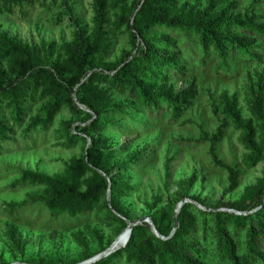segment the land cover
Here are the masks:
<instances>
[{
    "label": "rangeland",
    "instance_id": "rangeland-1",
    "mask_svg": "<svg viewBox=\"0 0 264 264\" xmlns=\"http://www.w3.org/2000/svg\"><path fill=\"white\" fill-rule=\"evenodd\" d=\"M138 1L142 0H131L129 4L132 6ZM209 1L179 0V7L186 5L204 10ZM93 2L69 0L74 13L72 16L63 14L60 23H56V19L65 11L60 0H39L33 7H16L11 15L3 11L0 2V34L40 49L54 44L53 56L46 65L51 68L62 56L61 46L72 42L78 29L88 34L92 32ZM222 10L231 17L246 15L250 10L264 17V0H241L234 10L228 3ZM120 15L119 8L111 4L110 62L120 60L124 54L140 53L143 48L140 44L135 50L127 27L118 29ZM165 36V32L153 35L157 39ZM178 46L181 59L189 65V74L184 78L170 77L166 82L152 79L150 84L156 93L170 88L179 93L191 85L196 86L198 94L193 107L178 121L172 120L166 108L152 115L146 113L129 93L110 89L107 84L102 87L109 89L115 103L124 108L125 117L109 119L110 125L96 134H84L91 127L88 111L74 114L64 107L46 123L44 109L48 100H42L39 94L28 97L22 104L25 113L21 122L15 120L12 108L2 106L0 122L6 132L4 137L0 132V264H84L97 258L103 262L117 254L119 250L112 247L127 229L126 224L115 218L113 204H118L124 212L127 225L146 220L144 224L153 232L147 220L160 219L164 213L175 217L185 200L193 203L191 213L196 227L191 241L204 253V262L229 264L219 249L216 217L201 213L231 211L230 206L240 201L246 189L263 178L264 162L254 168L246 167L249 152L242 143V133L234 126L225 130V137L218 144L207 140L204 134L211 138L221 127L224 117L215 110L225 93L237 95L243 119L253 120L252 94L257 76L264 74V45L258 44L263 50L258 62L249 64L236 60L230 65L232 71H227L218 60L204 63L202 51L193 37L180 38ZM2 63L7 68V62ZM164 83L166 89L162 88ZM255 125L260 129V123L255 121ZM67 126L72 127L73 135L82 134V139L75 140L73 145L66 133ZM92 137L104 140L106 147L114 150L112 165L116 169L110 177L124 188L121 195L116 200L106 195L88 216L76 219L53 216L44 203L29 201L31 195L41 193L44 187L21 183L22 172L62 175L73 159L86 155ZM213 150L219 161L241 172L240 187L233 193L228 192L229 172L217 164ZM124 164L130 170L119 168ZM192 178L196 183L187 190L183 183ZM27 201L28 205L14 212L8 208L10 204ZM13 230L20 233L16 241L8 237ZM229 232L237 242L239 254L243 255L246 230L230 226ZM107 251L110 253L104 256ZM114 264L128 263L121 255Z\"/></svg>",
    "mask_w": 264,
    "mask_h": 264
},
{
    "label": "trees",
    "instance_id": "trees-1",
    "mask_svg": "<svg viewBox=\"0 0 264 264\" xmlns=\"http://www.w3.org/2000/svg\"><path fill=\"white\" fill-rule=\"evenodd\" d=\"M60 1L65 11L59 14L56 23L62 21L63 14L72 16L74 13L69 0ZM130 1L94 0L92 32L88 34L78 29L74 40L61 46L62 56L55 60L51 68L46 65L53 56L54 44L40 49L0 34V111L6 104L13 109L15 120L21 122L25 113L22 104L28 97L34 98L39 94L42 100H48L44 109L46 123L64 107L74 114L88 111L91 127L84 134H96L110 125L109 119L125 117L124 108L115 103L109 89L102 87L107 84L110 89L129 93L146 113L152 115L166 108L171 112L172 120L178 121L193 107L198 94L196 86L191 85L174 93L171 88L166 89L164 83L162 88L167 91L156 93L150 84L152 79L166 82L170 77L184 78L189 74V65L179 54L180 38L193 37L202 51V61L218 60L227 71H232L230 65L236 60L253 64L262 56L263 50L258 44L264 45V22H261L264 17L256 16L253 10L243 16L231 17L222 10L228 3L234 10L241 0H210L204 10L186 5L179 7V0H142L132 6ZM0 2L3 11L11 15L16 7H33L39 0ZM111 4L120 10L118 29L127 27L135 50L143 45L140 53L124 54L116 62L109 61L113 48L108 31ZM236 31L238 33H233ZM157 32H165L166 36L160 39L153 37ZM3 61L7 62V68L3 66ZM256 79L251 105L253 120L243 119L237 95L225 93L215 110L224 117L221 127L211 138L204 134L207 140L218 144L223 141L225 130L234 126L242 133V143L249 152L245 160L249 169L264 162V74ZM255 121L260 123V129ZM0 132L4 137L6 128L1 122ZM66 133L71 145L75 140L82 139V134L73 135L71 126H67ZM112 152L114 150L108 149L104 140L92 137L86 155L73 159L64 174L48 176L22 172L21 183L44 187L41 193L31 195L29 201L44 203L53 216L66 215L76 219L88 216L108 194L116 200L124 188L110 177L116 169L112 165ZM213 155L217 164L229 172L228 192H235L240 187L241 172L219 161L214 150ZM122 167L130 170L125 164L119 165V168ZM195 183L196 179L192 178L183 185L190 190ZM28 203L10 204L8 208L14 212ZM192 208V202L183 206L178 216V229L173 236L175 217L164 213L160 219L152 218L160 235L167 240L157 237L146 224L139 225L134 228L124 249L94 264H114L121 259V255L128 264H207L204 253L191 241L196 227ZM112 209L115 218L128 228L124 212L118 204H113ZM230 209L232 212L201 213L216 217L215 233L222 256L229 264H264V175L255 186L247 188L240 201L231 205ZM230 226L246 230L243 255L239 254L237 242L229 232ZM19 236L17 230L8 234L12 241Z\"/></svg>",
    "mask_w": 264,
    "mask_h": 264
},
{
    "label": "water",
    "instance_id": "water-1",
    "mask_svg": "<svg viewBox=\"0 0 264 264\" xmlns=\"http://www.w3.org/2000/svg\"><path fill=\"white\" fill-rule=\"evenodd\" d=\"M189 202H191V201H190V200H185V201L180 205L179 210L176 212V214H175V227H174V232H173L172 236L175 234V232H176L177 229H178V225H179V222H178V216H179V214H180V212H181L183 206H184L185 204L189 203ZM209 211H211V210H209ZM257 211H258V210H256L255 212H257ZM231 212H232V211H231ZM238 214H239V215H245L244 213H238ZM145 222H146V220H141L140 222H138V223H136V224H132V225L129 226L130 234H129V237H128V241H129L130 238H131V235H132V232H133L134 228H135L136 226L143 225ZM147 222L149 223L150 227L152 228L153 232L157 235V237L162 238V239H164V240H167V238H165V237H163V236L160 235V233L158 232L157 228L155 227V225H154V223H153V221H152L151 219L147 220ZM172 236H171V237H172ZM171 237H170V238H171ZM112 249H113V247H112ZM109 253H110V252L107 251L106 254H105L104 256H107ZM98 261H99V258H97V259H93V260H90V261H88V262H86V263H84V264H94V263H96V262H98ZM17 264H23V263H17Z\"/></svg>",
    "mask_w": 264,
    "mask_h": 264
},
{
    "label": "bare ground",
    "instance_id": "bare-ground-1",
    "mask_svg": "<svg viewBox=\"0 0 264 264\" xmlns=\"http://www.w3.org/2000/svg\"><path fill=\"white\" fill-rule=\"evenodd\" d=\"M129 234H130V229L128 227L124 231V233H122V235L114 243L113 250L117 251V250L124 249L127 246V244L129 243V241H128Z\"/></svg>",
    "mask_w": 264,
    "mask_h": 264
}]
</instances>
